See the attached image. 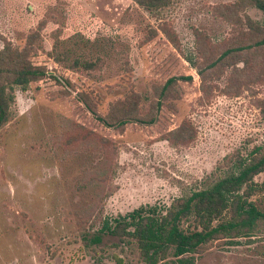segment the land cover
<instances>
[{"label":"rangeland","instance_id":"374dc122","mask_svg":"<svg viewBox=\"0 0 264 264\" xmlns=\"http://www.w3.org/2000/svg\"><path fill=\"white\" fill-rule=\"evenodd\" d=\"M234 1L170 0L149 12L132 0H0V46H23L43 23L31 59L58 77L16 89L0 128V264H146L133 239L99 232L104 221L164 209L264 147V52L220 60L241 45ZM245 12L263 19L237 11ZM54 54L96 64L69 68ZM184 55L197 57L203 77ZM178 75L191 79L178 81L153 124L104 126L79 96L106 116L136 94L145 113ZM253 183L250 199L264 210V172ZM182 226L192 228V218ZM187 256L170 250L155 264H264V223Z\"/></svg>","mask_w":264,"mask_h":264},{"label":"trees","instance_id":"16d2710c","mask_svg":"<svg viewBox=\"0 0 264 264\" xmlns=\"http://www.w3.org/2000/svg\"><path fill=\"white\" fill-rule=\"evenodd\" d=\"M145 10L154 12L166 6L170 0H132ZM235 11L234 21L238 26L237 42L241 45L234 49H226L220 54V60L226 57L240 56L243 51L264 52V0H235L231 6ZM255 9L262 15V20L252 18L245 12L239 15V9ZM43 23L35 27L25 37L24 45L15 46L10 40H3L0 46V128L13 115L12 106L15 101V90L26 91L31 82L45 77H53L44 65L35 64L31 57L41 47ZM239 52V53H238ZM56 62L69 68H93L96 61L75 57L66 61L61 54L52 55ZM184 58L203 77L205 69L197 63V57ZM235 63L238 57L234 59ZM208 68H214V61ZM189 75L172 76L166 79L157 92L153 110L141 113L138 95L129 94L118 100L106 116L96 115L85 96L79 95L88 106V110L107 127L119 126L120 129L129 122L153 124L156 121V110L162 101L172 92H177L179 80H190ZM66 83L69 81L65 79ZM234 170L210 181L203 188L175 198L168 207L159 209L139 207L124 215L104 221L99 231L119 239H133L139 254L146 264H155L165 260L168 252L181 262L188 256L197 253L211 241H233L249 235L257 223H264V210L250 199L254 190V176L264 172V147H255L248 158H239ZM192 218L193 227L184 228L182 222ZM96 235L94 239H100ZM168 264V263H164Z\"/></svg>","mask_w":264,"mask_h":264}]
</instances>
